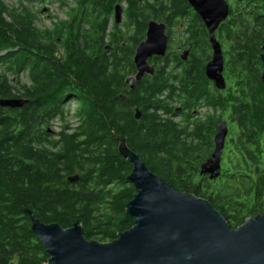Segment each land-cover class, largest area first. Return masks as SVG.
<instances>
[{
	"label": "trees",
	"instance_id": "obj_1",
	"mask_svg": "<svg viewBox=\"0 0 264 264\" xmlns=\"http://www.w3.org/2000/svg\"><path fill=\"white\" fill-rule=\"evenodd\" d=\"M227 2L215 33L227 82L218 91L205 76L208 32L187 0H77L70 20L50 31L27 8L9 12L0 0V102L27 101L0 106V264H48L27 211L65 229L79 221L87 240L102 243L134 226L125 214L132 165L116 137L171 187L210 201L231 228L264 212V0ZM123 3L124 25H110ZM151 20L166 24L168 53L130 89L125 80ZM179 24L177 47L191 45L186 61L172 51ZM225 117L232 131L221 175L210 181L198 172ZM56 120L63 124L54 133Z\"/></svg>",
	"mask_w": 264,
	"mask_h": 264
},
{
	"label": "water",
	"instance_id": "obj_2",
	"mask_svg": "<svg viewBox=\"0 0 264 264\" xmlns=\"http://www.w3.org/2000/svg\"><path fill=\"white\" fill-rule=\"evenodd\" d=\"M189 6L202 20L208 32L212 54L205 65V76L218 91L227 88L224 69L225 59L216 31L230 14L226 0H187ZM114 23L121 24L122 5L114 8ZM167 26L151 20L147 23L145 40L135 50L132 58L135 74L125 82L130 89L145 76H153L155 66L151 58L163 59L167 55L169 38ZM191 49L183 53L186 60ZM261 62L264 67V46ZM264 85V71L261 74ZM128 102L126 97L122 98ZM26 100H1L4 108H22ZM135 118L141 117L135 109ZM213 137V151L200 165V176L216 180L222 171L228 124L222 121ZM119 154L132 165L128 183L135 191L126 206V215L134 226L117 235L109 243L87 240L79 221L65 229L59 224H44L27 211L33 232L44 246L48 264H264V212L249 217L235 229L227 224L224 216L210 201L194 194L181 192L155 175L146 163L129 149L125 139L116 137ZM69 177V182L78 180Z\"/></svg>",
	"mask_w": 264,
	"mask_h": 264
},
{
	"label": "rangeland",
	"instance_id": "obj_3",
	"mask_svg": "<svg viewBox=\"0 0 264 264\" xmlns=\"http://www.w3.org/2000/svg\"><path fill=\"white\" fill-rule=\"evenodd\" d=\"M227 1V0H226ZM3 4L5 5V7L9 10V12L13 11V10H21V6L27 8L33 15L36 16V20H35V26L41 30H52L57 23H59L60 21H67L70 20V13L71 11H73L72 9H76L77 8V0H44L43 2H39V1H33V2H29L28 0H2ZM228 4V3H227ZM126 6L125 3H123V8ZM125 17L124 14L122 16V22H121V26L124 25L125 23ZM114 19L113 16L110 19V25L114 24ZM175 29L172 31L173 32V43H174V49L172 51H177L178 52V48L177 44L180 43L179 40L182 38L181 37V30H182V25L179 24V26L174 27ZM130 33V31L128 32ZM168 53V51H167ZM212 54V51H211ZM180 55V54H179ZM22 82L27 84L28 80L25 76H22ZM74 107V106H73ZM73 107H70L71 109L69 112V115L67 116V120L73 122L74 118H72L70 116V114L73 112ZM206 109H202L201 113H205ZM226 118V117H225ZM223 119L227 122L228 124V136L226 141H228V139L230 138V133L232 131L230 125H229V121L226 119ZM175 121H179L180 117H175L174 118ZM63 122L56 120L53 123V126L51 128V131H54V133L59 132L60 130V126H62ZM226 144V143H225ZM224 153V152H223ZM223 157V156H222ZM221 159V158H220ZM221 165L222 164V159H221Z\"/></svg>",
	"mask_w": 264,
	"mask_h": 264
},
{
	"label": "flooded vegetation",
	"instance_id": "obj_4",
	"mask_svg": "<svg viewBox=\"0 0 264 264\" xmlns=\"http://www.w3.org/2000/svg\"><path fill=\"white\" fill-rule=\"evenodd\" d=\"M167 31V30H166ZM167 33V32H166ZM146 35V34H145ZM186 51V50H185ZM184 50H182V49H180V47L178 48V52H179V54H181V56H182V54L185 52ZM187 57V56H186ZM188 58V57H187ZM187 58H186V60H187ZM160 60H163V59H160ZM186 60H183V61H186ZM158 62H159V60H157L156 58H151V60H149V63L151 64V65H154L155 66V69H156V64H158ZM161 62V66L163 65V61H160ZM178 110V109H177ZM177 112V111H176ZM178 112H179V110H178Z\"/></svg>",
	"mask_w": 264,
	"mask_h": 264
},
{
	"label": "bare ground",
	"instance_id": "obj_5",
	"mask_svg": "<svg viewBox=\"0 0 264 264\" xmlns=\"http://www.w3.org/2000/svg\"><path fill=\"white\" fill-rule=\"evenodd\" d=\"M264 71V70H263Z\"/></svg>",
	"mask_w": 264,
	"mask_h": 264
}]
</instances>
